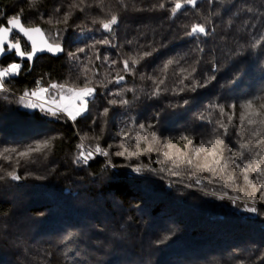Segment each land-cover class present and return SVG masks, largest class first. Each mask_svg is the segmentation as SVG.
Here are the masks:
<instances>
[{"label":"trees","instance_id":"16d2710c","mask_svg":"<svg viewBox=\"0 0 264 264\" xmlns=\"http://www.w3.org/2000/svg\"><path fill=\"white\" fill-rule=\"evenodd\" d=\"M161 2L163 9L158 7ZM73 3L79 0H37L35 5L0 0V24L23 10L26 26H40L51 44L64 48L59 54L38 55L31 67L14 54L0 60V69L22 64L18 75L6 78L8 91L0 92V150H23L46 137H59L51 151L34 154L18 166L15 154L11 162L0 158V169L16 166L26 177L0 181V264H264V203L254 205L255 213L247 210L246 204L253 206L246 198L251 189L235 169L237 163L247 165L257 149L264 153V143L257 145V138L238 121L240 104L264 103V41L256 44L264 36V0H197L175 14L173 0H104L103 11L96 0H85L83 11L71 9L67 26L56 24ZM112 13L120 17L113 32L93 23ZM49 17L52 24L47 23ZM194 23L205 25L207 35L186 36ZM104 39L111 43L77 53L76 60L69 58V52ZM152 49L132 72L122 71L123 60ZM96 55H107L109 61L96 60ZM170 58L178 63L161 72ZM84 65L91 69L89 86L97 90L86 118L57 120L27 107L29 98L20 100L38 80L42 87H84ZM117 75L125 77L118 84ZM208 77L214 79L205 83ZM160 79V94L152 96ZM194 81L204 86L180 91ZM121 89H132L119 97L129 104L111 106L107 117L100 116L109 107L107 100L117 98L109 94ZM47 96L56 99L60 90L50 89ZM213 105L236 113L227 135L216 124L221 116ZM214 136L224 138L231 151L224 152L221 165H211L213 172L201 167L212 157H196L194 149ZM189 139L192 145L185 148ZM81 143L83 147H77ZM168 143L174 147L168 149ZM241 143L250 148L241 149ZM97 144L108 150V157L95 155L87 165L74 163L81 150ZM121 151L124 156L115 155ZM166 151L172 159L164 156ZM236 151L244 155L237 157ZM185 152L187 157H182ZM108 160L115 167L108 166ZM225 162L227 168L220 171ZM248 175L255 183L258 174Z\"/></svg>","mask_w":264,"mask_h":264},{"label":"snow or ice","instance_id":"6c2138e0","mask_svg":"<svg viewBox=\"0 0 264 264\" xmlns=\"http://www.w3.org/2000/svg\"><path fill=\"white\" fill-rule=\"evenodd\" d=\"M37 0H29V3L31 5H35ZM104 0H96V6L101 7V10L103 11L102 5ZM120 3L123 4V0H120ZM174 6L171 8V12L173 14L177 13L179 10L184 8L185 5H191L195 6L197 3V0H173ZM85 5V0H79V4L73 3L70 5V10L65 12L63 14L62 19L57 18L55 20L56 24H64L68 25L69 20L71 19L73 12L71 9L79 8L81 11H83V7ZM91 6V5H87ZM153 7H157V5H153ZM159 8L163 9L165 7L164 3L161 2L158 5ZM56 12L59 13L60 9L57 8ZM43 19V17H41ZM120 17L112 13L110 16H108L105 19L96 18L93 20V23H99L100 28L103 29L106 32H113L114 26L118 24ZM47 23L52 24L53 19L52 17H49L47 20ZM33 33L39 34L41 37L42 47L37 46V40L34 38ZM17 35V39L15 42H12L10 40L11 35ZM197 34L207 35V28L203 24L194 23L191 25L190 30L185 33L188 37L196 36ZM26 38L27 41L31 42L32 50L30 52L22 50L21 40ZM261 41H264V36H261L259 40L256 41V44H260ZM110 40L104 39V40H98L95 41L91 45H85V47L77 48L75 52H69V58L76 60L78 59L77 53H85L87 49H93L96 47V45H107L110 44ZM255 47V45H253ZM47 50L48 52H63L64 48L60 43L56 44H49L47 39L44 38V32L38 25L36 27H28L23 22V10L17 12L14 16L10 17L6 21L5 24H0V56L5 55L7 52H15V55L20 58H27L28 61H32L33 57L37 52ZM155 49H152L151 51H145L142 55H140L138 58H134L132 56H129L127 59L123 60V69L122 71L125 73L132 72L133 67L137 64H139L142 60H144L146 57H149L153 54ZM96 60H103V61H109V57L107 55L95 56ZM89 64L92 63L91 59L88 62ZM174 63H178V61H175L174 59H168L164 64L163 67L160 69L161 72H167L169 66L173 65ZM111 64H116V61H111ZM22 68L21 63H9L7 67H4L0 69V92H7L8 88L5 85V80L8 77L16 76L20 73ZM91 71V69L84 65L80 69L81 76L85 77L84 87H70L67 84H57V83H51L48 87H42L40 86L42 81L38 80L36 81L37 87L32 90L31 92L25 91L24 95L20 97V100L23 101L25 97L31 96L35 97L37 102H32V100H29L27 107L36 109L39 108L42 112L45 113V115L51 116L53 118H56L57 120L61 119L62 117H66L67 119H70L72 121H76L79 117L86 118L87 113L90 112V105L94 103V98L96 94V88L89 86L92 84V80L87 78V73ZM186 71V69H181V72ZM196 69L192 68V72H195ZM191 75V74H189ZM125 79L124 75H117L115 77V82L118 84L120 81H123ZM214 79V77H208L205 81V83H210L211 80ZM112 81H109L111 83ZM101 86L107 87V85L103 84L101 81ZM164 83L163 79H160L156 83V89L152 92V96H158L160 94V85ZM183 83V81H181ZM204 85L198 84L195 81L191 85H186L184 88H181L180 91L183 92L185 90L189 91H195L197 87H203ZM50 89H59L60 90V99L52 100L51 102H48L45 99V94L49 93ZM66 90V91H65ZM125 91H132V89H121L120 91H117L115 93H111L109 95H114L117 98L108 99L107 104L109 107H105L103 111L99 114L102 117H107L111 106H115L117 104L121 106H125L129 104V101L126 99H119V97L122 96V93ZM259 99V98H258ZM188 101L185 100L184 104H187ZM212 107H216L219 109V113L221 116L220 120L216 121V124L219 128L224 130V135H227L229 130V125L234 123V117L236 116V113L228 112L225 109L224 105H213ZM229 109H235L236 105H228ZM239 108L241 111L238 115V121H239V127L243 129L244 131L250 132V135L252 137L257 138L256 144L260 145L264 143V136L261 135L262 132H264V103H260L259 107L254 106L253 100H247L244 103L239 105ZM224 117L227 118V123L224 122ZM251 126V127H245ZM140 129L143 131H146L145 125L140 124ZM103 131V129H101ZM215 132V129H213ZM118 135H125L127 137L126 133H118ZM153 141L158 142V139L156 138V134L153 133ZM58 136H51L46 137L42 140L36 141L34 145L26 146L23 150H20L18 148H4L0 150V158H2L4 161L11 162L13 159L12 154H15L17 157L16 159V166H18L21 162V160H28L30 159L34 154H46L47 152L51 151L53 142L58 139ZM96 140H99L100 137H95ZM184 139H187V137H184ZM192 145V140H188V144L185 145V148ZM209 146H214L211 151H208ZM77 147L82 148L83 144L78 145ZM168 149L173 148L174 146L171 143H168L166 145ZM241 149L248 150L250 148L249 143H241L239 145ZM151 148L146 149V151H151ZM231 151L230 148L225 143V139L219 136H214L211 139H208L203 142L202 146L199 148L194 149V155L196 157H199L201 153H206V160L207 157H212V159L203 165L205 170L209 171H215V168H212L211 165H221V161L223 159V154L225 151ZM95 155H102L105 157L109 156V152L107 149L102 148L99 144L96 145L94 149H89L87 152L81 150L79 154L76 156L74 163H83L85 165L88 164V162L92 159H94ZM117 156H124L125 152H117L115 153ZM129 155H136V153H129ZM188 153L185 152L182 154V157H187ZM237 157H242L244 154L240 151H236L234 153ZM164 156L168 159H172V155L170 152L166 151L164 152ZM181 157V163L185 162V160ZM262 160H264V153H262L259 149L256 150L255 154L252 156V159L248 162L247 165L241 166V164H235V169L239 170L241 173H243V180L245 182V185L247 188H250L251 191L246 193L247 200L253 205L252 207H248L247 204L245 205L247 210L250 212H257V208L254 206L257 203H264V167L261 166ZM107 165L110 167H115V165L111 164V160H108ZM186 163L191 165L192 159H187ZM16 166H13L11 171L3 170L4 175H0V181L5 180V178H10L12 181H20L23 178L21 175H19L16 171ZM178 166V165H177ZM227 163L225 162L221 168L220 171H224L227 168ZM141 169L137 167L135 171L139 172ZM255 173L258 174V178L256 179L255 183H253L252 180L249 179L248 173ZM175 174V173H174ZM28 175H31L30 173ZM229 180H234L235 177L232 175H229ZM242 192L245 191V188L240 189ZM241 197H236V200H240Z\"/></svg>","mask_w":264,"mask_h":264},{"label":"water","instance_id":"95a60500","mask_svg":"<svg viewBox=\"0 0 264 264\" xmlns=\"http://www.w3.org/2000/svg\"><path fill=\"white\" fill-rule=\"evenodd\" d=\"M5 25H6V24H5ZM29 27H36V26H29ZM39 27H40V26H39ZM11 36H12V35H11ZM11 36H10V40H11ZM33 36H34V38L37 40V46H38V47H42V42H41V37H40V35H39V34H36V33H33ZM44 38L47 39L46 36H45V34H44ZM24 39H25L26 43L30 46V50L28 51V52H30V51L32 50L31 42H30V41H27L26 38H24ZM11 41H12V42H15V41H13V40H11ZM47 41H48V39H47ZM48 43L51 44L49 41H48ZM22 50H23V48H22ZM43 53L59 54L60 52L53 53V52H48L47 50L40 51V52H37V53L35 54V56L33 57V60H32V61H28L26 57H25V58L17 57V56L15 55V52L13 51V52H7L5 55L0 56V60H1L4 56H6V55H8V54H14V56H15L17 59L22 60V61H28V62H29V65H30V67H31V65H32V63H33V61H34V59H35L38 55L43 54ZM27 98H29V100H32V102H36V100H35L34 98H32L31 96H28ZM37 103H38V102H37Z\"/></svg>","mask_w":264,"mask_h":264},{"label":"rangeland","instance_id":"374dc122","mask_svg":"<svg viewBox=\"0 0 264 264\" xmlns=\"http://www.w3.org/2000/svg\"><path fill=\"white\" fill-rule=\"evenodd\" d=\"M16 63H20V62H16ZM34 90V89H33ZM35 100H36V98L35 97H33ZM45 99L48 101V102H51L52 100H54V99H51V98H49L48 96H47V94H45ZM60 99V96L58 97V98H56L55 100H59ZM37 101V100H36ZM38 103L40 102V101H37Z\"/></svg>","mask_w":264,"mask_h":264},{"label":"flooded vegetation","instance_id":"af4514ba","mask_svg":"<svg viewBox=\"0 0 264 264\" xmlns=\"http://www.w3.org/2000/svg\"><path fill=\"white\" fill-rule=\"evenodd\" d=\"M11 40H12V39H11ZM23 40L25 41V39H22L21 41H23ZM24 41H23V42H24ZM25 43H26V41H25ZM26 44H27V43H26ZM21 45H22V48H23L24 51H27V52H28V51L30 50V46H29L28 44H27V45H28V49H27L26 47L23 46V43H21Z\"/></svg>","mask_w":264,"mask_h":264}]
</instances>
